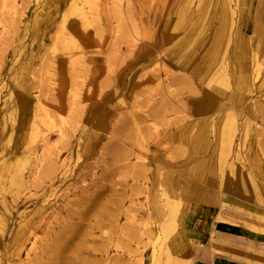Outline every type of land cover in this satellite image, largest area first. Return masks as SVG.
<instances>
[{
	"label": "rangeland",
	"instance_id": "rangeland-1",
	"mask_svg": "<svg viewBox=\"0 0 264 264\" xmlns=\"http://www.w3.org/2000/svg\"><path fill=\"white\" fill-rule=\"evenodd\" d=\"M69 2L64 7L60 0H0V213L7 220L0 232L1 264H26L33 238L40 247L47 242L41 228L63 221L81 227L77 264L164 261L169 242L177 230L184 234L195 212L180 193V183L190 179L185 170L204 160L214 145L212 124L203 125L206 145L193 155L192 137L182 139L181 133L189 116L206 121V111L220 104V109L238 104L242 109L235 112L232 151L216 156L215 170L207 175L213 183L205 187V196L216 200V209L205 217L226 198L229 209L220 216L226 212L236 222L231 224L264 230V48L257 52L256 67L255 41L246 37L253 56L241 63L253 86L236 98V0H97V16L90 12L97 23L84 24L74 13L58 32ZM259 3L264 7V0ZM77 4L89 10L85 0ZM221 15H226L229 39L209 67L211 83L201 84L187 70L201 67V53ZM65 37L79 46V58L62 50ZM206 47L209 60L213 43ZM183 58L193 63L173 65ZM220 87L211 98L209 92ZM37 100L52 118L47 124L37 117L36 123L49 137L50 156L65 167L51 172V161L45 160L46 168L30 174L27 165V182L15 190L5 182L1 161L13 162L23 120L34 113ZM195 127L191 134L201 132L200 125ZM156 196L163 205L160 216ZM30 226L34 235L17 255L19 242H11ZM171 253L177 256L174 249Z\"/></svg>",
	"mask_w": 264,
	"mask_h": 264
},
{
	"label": "bare ground",
	"instance_id": "bare-ground-1",
	"mask_svg": "<svg viewBox=\"0 0 264 264\" xmlns=\"http://www.w3.org/2000/svg\"><path fill=\"white\" fill-rule=\"evenodd\" d=\"M77 1L78 0H71V2H69L70 4L68 3L69 5H67V7L65 8V13H64L63 19L61 21V24L59 26V29L57 28L59 30L58 32H61V31L63 32L65 22H67L66 18L69 15L74 14V13H76L77 15H79V17H81L84 24L90 25V24L97 23L96 21H94L95 19H97V17H95V16H97L96 15V13H97L96 7L98 4L94 3L97 0H85V3L88 5L89 10H87L84 7H81L82 5H78ZM247 1L248 0H236L237 10L239 12V15L241 16L240 19H241L242 28H246V27L248 28L249 18L252 15V13L255 11V9L257 8V7L253 6L254 5L253 0H251L252 2L250 3V6H247V4H248ZM61 2L64 5L63 1H61ZM94 4H96V5H94ZM64 7H65V5H64ZM93 10H94V14H95L94 17H93V15L90 14V12H92ZM234 12H235V10H234ZM240 19H239V23H240ZM258 35H259V41L256 42V45H255L256 52L254 51V56L251 53V51L248 47V44L242 38L241 34L238 31H236V33L234 35L233 53H235L238 57H240V60H235L236 63L235 64L233 63L234 65L232 64L234 67V71H236V73L238 74L237 79L235 78L236 83H237L236 90L240 91V92H237L236 98H239L240 95H242V93L247 92L248 89L251 91V87L253 86L252 85V79L253 78L251 77V75L245 74L246 65L244 63H241V60H242V58H244V60L245 59H252V56H253V58H254L253 60L256 61L255 58L257 57V52H259V50H260V41H261V39H264V32H262V33L259 32ZM71 41H72V38H70V39L69 38L66 39V37L63 38V41H62L63 46L61 48L64 52L69 53V56H71L73 58H79L81 56L79 46L77 44H73V45L70 44ZM223 41H224L223 33H222V31H219V30L214 34V37L208 41V43H213V47H214L213 48V50H214L213 54L211 55V58L209 59L210 62L211 61L214 62L215 59L218 57V54L223 51ZM55 42H56V40H55ZM70 46H72L71 53L69 52ZM262 61H264V60H262ZM258 66H259V63L256 61V67H258ZM188 72H190V71L187 70V73ZM191 72H192V70H191ZM193 74H194V72H193ZM189 75H190V73H189ZM254 77H256V78L258 77L257 70H255V72H254ZM181 82H182V80H181ZM261 82H264V79H262ZM219 90L220 89H218L217 92ZM206 101L207 100H205L204 102H206ZM207 103H209V102H207ZM204 105H206V104H204ZM222 105L223 104H220L221 107H224V105L223 106ZM241 109H242V105L238 104V105H235L234 108H232V109L228 108V109L223 110L222 112H219L215 118L211 117L212 120H211V118H209L208 115H206V121L203 120V125H204V123L207 125L212 124L213 130L215 131L214 136H213L215 139V143H214V147L212 150L211 158L208 161H205V160L197 161V163H194L192 166V169H191L192 172H190L191 176L194 178V180L196 181V183L199 186L206 187L208 185V182L211 178L207 175L212 174L215 170L214 164H215L216 156L218 157L219 155H222V154L225 155L229 152V146L231 145V143L233 141L234 132L236 129L235 112H239V110H241ZM38 113H40V114L38 115ZM5 115L2 116V121H4L3 118L5 117ZM199 115H200V113H199ZM37 117H40V119H41L40 121H42L43 123H47V124L51 123L52 117L50 115V112L46 109L45 105L40 102V100H37L36 109H35L34 113L31 116H28L23 120L24 121V123H23L24 128H23V130L19 136V145H17L18 151L14 155L13 162L6 164V163H4L3 160L1 161V163L3 162V166H4L3 168L5 170V177H4L5 182L8 183L10 186H15L14 187L15 190L17 189L16 187H19L21 185V183L27 182L25 180V178L23 177V171L25 170L27 165L29 166L28 172L30 174H33L32 171L34 168L38 169V171H39V168H41L43 166V163L45 162V160L47 162L51 161L50 162L51 167H49L51 172L56 171V173H57L58 168H64L65 167L64 162L59 163V165L57 164V159H56L55 155H54L55 157L50 156L49 137L37 125L36 120H35V118H37ZM201 117H203V116H201ZM188 118H189L188 119L189 121H187L186 118L184 119L188 123L185 126V131H183L181 133V138L184 139V138H187L188 135H190L192 137V140L194 141V142H192V144H193V148H194V152H195L198 150V148H202L203 145H205L206 138H205V134L202 131L201 132L198 131V133H195V134L190 133V131L195 126H197L196 124L198 122H194L195 120L190 119V116ZM40 142H42V144H43V147L41 149H39V147H38V143H40ZM14 149H16V148H14ZM218 160L219 159L217 158V161ZM220 164H221V161H220ZM43 167L46 168L45 166H43ZM61 174H62V172H61ZM34 175H36V174H34ZM63 175H64V173H63ZM54 176H55V174H54ZM57 177H59V176L57 175ZM15 193L16 192H14L12 194H15ZM12 194H11V196H13ZM154 202L156 204V207H157L158 212H159L158 214L160 216L161 209L163 206L162 201L158 196H156ZM4 208L7 211L6 207H4ZM81 215L84 216L83 213ZM6 222H7L6 217L0 213V232L4 230V228L6 226ZM44 225H45V223H44ZM43 228H41L42 229L41 231L45 235V237L47 238V242L49 241V244H46L47 242H45V243L43 242L44 245L42 247H40L37 245V241H35V239L33 238L34 241L32 242V244L30 245V248L26 251V254H25L26 255V261H25L26 264H77L78 262L80 263V261L82 259H80L81 257L78 254V248H79L78 244L75 242V239H78V238H76V236L78 235V232L81 231L80 226H77V225L72 224V223H68L67 221H63V222H59L56 224H54L52 222H48L45 225V227H43ZM33 229L34 228L32 226H30L29 229L26 230L25 233H23V231H21L19 234L16 233V235H15V237L11 243L17 244V242H19L17 249H16L18 252L17 255L21 254L20 251L25 246V242L30 238L31 235H34ZM55 229H57V232L53 233L52 230H55ZM160 232H162V234H163V227L162 226L160 228ZM1 263H2V261L0 259V264Z\"/></svg>",
	"mask_w": 264,
	"mask_h": 264
},
{
	"label": "crops",
	"instance_id": "crops-1",
	"mask_svg": "<svg viewBox=\"0 0 264 264\" xmlns=\"http://www.w3.org/2000/svg\"><path fill=\"white\" fill-rule=\"evenodd\" d=\"M60 1H63V3H65V1L69 0ZM261 1L262 0H253V6L257 8L249 18L248 28H242L240 19L239 28L237 30L241 34L245 42L248 41L246 38L248 36L254 39V45H256V42L259 41V32H264V23H262V21H264V7L259 5V2ZM247 2V6H250V3L252 1L248 0ZM225 17L226 15H221V18H223L222 21L219 22L217 29L207 40L208 43V41L214 37V34L218 30L222 31L224 39L223 50L225 48V44H227V40L229 39L226 32L227 26L224 21ZM239 17L241 18L240 15ZM207 43L205 44V47L203 48V51L201 53V67H199L198 69L196 68V65H190L192 66V72L191 70L189 72L190 77L195 78L197 76V79L201 82V84L205 82L211 83V79L208 77L210 76L212 70L210 71L209 67H211L212 63H216L217 60L220 59V53L218 54V57L215 59L214 62H210V60H208V58L204 56V54L207 53V51L205 50L207 48ZM262 48H264V39H261L260 41V49ZM174 63L173 65L176 66L182 64V66L187 67L193 62L188 58H183L181 62ZM207 67L209 70H207L206 72ZM203 69L205 72H202ZM193 72L194 74H196L194 75ZM218 89L220 90L217 92ZM218 89L210 91L209 95H213L210 96L211 98L217 97V94L221 92L222 88L220 87ZM201 90L205 92V89ZM220 107V105H217V107H215L214 109H209L208 111H206L207 113L205 115H208L209 118H215L217 115L213 117V110H216L217 113H219L225 109H228L227 107L220 109ZM197 122V125H200L202 127L200 131L204 130L205 123L203 126L202 120H198ZM214 143L215 139L213 141V144ZM205 145H203V147ZM231 145L229 146V152L232 151V149L230 148ZM200 149L201 148H198V150ZM212 150L213 148L209 152L208 156L204 159L205 161H208L211 158ZM192 151L193 152L191 155L197 152H194V148L192 149ZM159 165H161V163H159ZM221 168L222 167H220V170ZM191 169L192 168L185 170L184 174H186V177H190L191 180L189 179L186 182L184 181L180 183V193L185 204L193 203V205L195 206L194 216H191V218H187L188 223L184 227V234H179V230H177V235L174 239L169 242L170 245L168 244L169 250L166 251L165 260H162V262L159 264H164L166 260H168L170 264H264V230L258 231L256 227H253L251 225L250 228L255 230L253 231L243 226L231 224L236 222L233 219H230L227 216L228 214H226V212L225 215L220 216V211L222 209H229L225 204L226 198L220 199L221 208H219L215 213H213L212 217H205L208 211H210L211 209L213 210V208L216 209V205H213L216 200L214 201L208 199L205 196V187L199 186L196 183L194 178L191 176ZM157 174L158 172L155 171V175ZM212 183L213 181L212 179H210L208 185H211ZM174 206L171 203L169 209L173 210ZM161 226L163 227V223ZM159 234H162V232H159ZM171 249H174V251L177 252V256H174L171 253Z\"/></svg>",
	"mask_w": 264,
	"mask_h": 264
}]
</instances>
